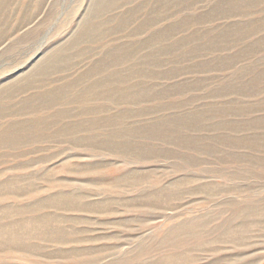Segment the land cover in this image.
<instances>
[{"label": "rangeland", "instance_id": "1", "mask_svg": "<svg viewBox=\"0 0 264 264\" xmlns=\"http://www.w3.org/2000/svg\"><path fill=\"white\" fill-rule=\"evenodd\" d=\"M0 92V264H264V0H0Z\"/></svg>", "mask_w": 264, "mask_h": 264}, {"label": "bare ground", "instance_id": "2", "mask_svg": "<svg viewBox=\"0 0 264 264\" xmlns=\"http://www.w3.org/2000/svg\"><path fill=\"white\" fill-rule=\"evenodd\" d=\"M115 2V0H113ZM170 2V1H169ZM121 6H124L123 4ZM193 7V6H192ZM150 8V7H149ZM219 8V6H218ZM148 10V9H147ZM183 10H186L185 8ZM182 10V11H183ZM218 10V9H217ZM216 10V11H217ZM117 11V10H116ZM156 11V10H155ZM153 13V12H152ZM157 13V12H156ZM171 18V17H170ZM140 19V17H139ZM164 20V19H163ZM114 21V20H113ZM137 21V20H136ZM198 21V20H197ZM164 22V21H163ZM207 22V20H206ZM152 23V22H151ZM150 23V25H151ZM157 23V22H156ZM133 25V24H132ZM156 25V24H155ZM177 25V24H176ZM23 26V25H22ZM175 26V25H174ZM154 27V26H153ZM98 27H95L92 26L91 29L89 30L90 33H92V31L94 30H97ZM180 34V33H179ZM131 35V34H130ZM151 35V34H150ZM149 35V36H150ZM66 36V35H65ZM112 36V35H111ZM142 36V35H141ZM159 36V35H158ZM170 36V35H169ZM131 37V36H129ZM133 37V36H132ZM17 45V44H16ZM83 45V44H82ZM121 45V44H120ZM64 52H59L58 54H56L54 57H52L51 59L48 60L46 66H48L50 68V66H52L53 62L54 61H58L60 60V54H63ZM39 56V55H38ZM198 58V57H197ZM35 64V63H33ZM30 66V65H29ZM47 67V68H48ZM159 80V79H157ZM99 86L98 87H102L101 86V83L99 82L98 83ZM97 86V85H96ZM146 90V89H145ZM100 91V88L99 90ZM12 94H6V93H3V92H0V103H1V100H6V102L9 101V99H12ZM102 95L101 94H98L97 97H101ZM9 98V99H8ZM47 98H40L38 99L39 101H45ZM67 100L69 99L68 97L66 98ZM14 100V98L12 99ZM112 102V101H111ZM8 106L10 107H13L12 105H10V103L8 102L7 103ZM7 105H2L1 107H4V108H7ZM15 106V105H14ZM135 106V105H134ZM7 116V115H6ZM5 116V117H6ZM5 117H3L2 119H4ZM65 118H67L68 116H65ZM5 123V122H4ZM38 125H41V123H38ZM23 126L20 125V124H15L14 122L13 123H10L9 125L5 126V124L3 126H0V129L2 128V132L0 133V149L3 147V146H6L5 144L8 143V145H18L20 143V140H21V132H20V129L22 128ZM61 127V126H60ZM63 128V127H61ZM66 128V127H65ZM63 128V129H65ZM45 130L43 128L40 129V131L34 135V139L36 140H41V141H45V140H50V141H54V140H60L62 138L61 135L59 134H56V133H52V132H49L48 134L45 135ZM30 146V145H29ZM99 165V164H98ZM99 167V166H98ZM90 168V167H89ZM87 169V168H86ZM72 170V169H71ZM79 170V169H78ZM82 170V168L80 169ZM89 170V169H88ZM73 171V170H72ZM75 171V170H74ZM76 172V171H75ZM141 181V180H140ZM124 183V182H123ZM100 184V183H99ZM67 193V192H66ZM5 195L8 196V197H14V198H17V195H18V188L16 187V185H14L13 183H9L8 184V189L5 190ZM84 197H81V198H76V197H73L71 194L67 193V194H64L61 198V201L63 202L64 205H68V204H73L76 206V203L78 205H82V200H83ZM0 199H2V197L0 196ZM59 200V199H57ZM148 204L151 203V202H147ZM84 206V209H86V206L85 205H82ZM80 206V207H82ZM104 208V207H103ZM39 210V209H37ZM37 210H34L33 212L37 211ZM107 210V209H106ZM97 211V210H96ZM102 211V209H101ZM106 212V211H105ZM98 213V212H97ZM41 225L45 226L46 222L45 221H42V222H39ZM31 226L34 227L36 226L34 224L33 225H29V226H26L24 229H23V232H20L18 234H15V235H10L6 238L5 235H2V237L4 238L3 242L0 244V247H4L5 250L6 249H14L16 251H19V252H25V253H30L32 252V247L28 246V245H25V242L26 240L28 239H34V240H37V239H42L43 237H46L47 239L45 240H48L50 242H55V243H58L61 238L59 236H54L53 233H49L50 235H46L44 232L41 231V229H31ZM59 229V228H58ZM28 238V239H27ZM241 240V239H240ZM228 242V241H227ZM3 244V245H2ZM225 244V243H224ZM242 244V243H241ZM7 245L9 247H7ZM218 250V249H217ZM216 250V251H217ZM79 252V251H78ZM81 254V253H80ZM174 258H176L174 256ZM184 258V257H183ZM172 259V257H171ZM222 259V258H221ZM186 260V258H185ZM167 264H177L176 260L175 259H172V260H168L167 261Z\"/></svg>", "mask_w": 264, "mask_h": 264}]
</instances>
